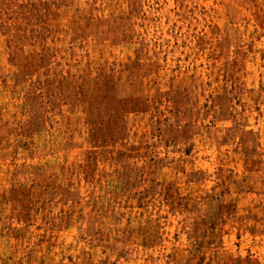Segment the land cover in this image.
Segmentation results:
<instances>
[{
  "label": "rangeland",
  "instance_id": "rangeland-1",
  "mask_svg": "<svg viewBox=\"0 0 264 264\" xmlns=\"http://www.w3.org/2000/svg\"><path fill=\"white\" fill-rule=\"evenodd\" d=\"M0 264H264V0H0Z\"/></svg>",
  "mask_w": 264,
  "mask_h": 264
}]
</instances>
